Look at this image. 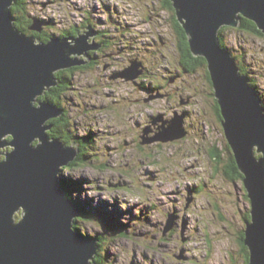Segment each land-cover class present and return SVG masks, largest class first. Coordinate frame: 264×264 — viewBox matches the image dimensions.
<instances>
[{
    "label": "rangeland",
    "instance_id": "obj_1",
    "mask_svg": "<svg viewBox=\"0 0 264 264\" xmlns=\"http://www.w3.org/2000/svg\"><path fill=\"white\" fill-rule=\"evenodd\" d=\"M110 2L111 9H119L116 15L125 25L135 26L131 34L139 36L141 32V36L147 34L142 38L159 41L161 35L169 40L162 48L165 56L146 48L148 57H142L130 53L131 45L124 37L114 58L99 56V67L77 72L65 92L63 103L70 116H66L64 123L70 125L71 134L64 137L83 145L79 146L84 148L83 155L88 154L91 160L75 170H63L66 177L80 181L74 199L90 205L96 212L90 215L89 222L79 224L81 231L94 235L103 229L109 234V240L100 245L99 258L104 257L100 264H245L238 233L245 224L241 211L249 212L252 202L243 191L245 181L241 178L233 182L225 171L232 164L231 158L225 149L227 140L222 123L211 110L212 99L204 73L194 76L188 72L181 78L174 63L178 60L171 55L176 48L174 27L164 20L171 14L159 4L151 10L155 20L148 21L145 17L152 0H29L27 8L35 18L52 21L51 28L46 30L57 35L83 18L109 21L104 3ZM155 21L159 22L157 33ZM102 25L110 29L108 24ZM224 36L264 99V37L235 28H228ZM91 38H87L88 43L94 42ZM137 56L151 76L161 74L163 65H172L176 81L168 83L169 89H178L182 101L187 95H194L193 109L191 104L183 106L184 111L193 112L186 118L190 126L188 136L141 143L142 139H154L163 128L161 124L166 126L174 117L184 114L170 105L166 115L161 114L165 119L172 117L170 122L159 120V125L157 121L150 125L145 121L151 113H162L163 108L156 98L150 99L152 103L143 102L142 82L149 85L150 81L139 80L134 84L118 76L132 65L134 73L142 69ZM203 104L208 113L198 115ZM88 135L89 143L83 142ZM214 146L222 156L215 162L217 168L209 161ZM21 215L17 213V219ZM171 218H175V225L165 232ZM107 227L124 228L125 232L115 234L110 230L113 228Z\"/></svg>",
    "mask_w": 264,
    "mask_h": 264
},
{
    "label": "water",
    "instance_id": "obj_2",
    "mask_svg": "<svg viewBox=\"0 0 264 264\" xmlns=\"http://www.w3.org/2000/svg\"><path fill=\"white\" fill-rule=\"evenodd\" d=\"M14 3L0 0V157L2 148L12 146L0 159V264H95L98 236L108 234L102 229L90 235L76 228L85 222L83 209L63 187L62 170L77 159L79 149L49 137L52 124L47 122L65 110L43 96L58 85V71L85 63L81 57L97 43L87 42L89 33L38 40L17 28ZM173 6L193 53L208 61L225 135L252 200L253 221H247L245 238L250 263L264 264L263 99L219 37L222 26L237 27L242 16L264 32V0H173ZM44 24L34 18L31 29L41 31ZM134 66L118 76L138 78L143 71L134 73ZM184 120V115L176 116L154 139L142 142L186 137ZM174 225L171 218L165 232Z\"/></svg>",
    "mask_w": 264,
    "mask_h": 264
},
{
    "label": "flooded vegetation",
    "instance_id": "obj_3",
    "mask_svg": "<svg viewBox=\"0 0 264 264\" xmlns=\"http://www.w3.org/2000/svg\"><path fill=\"white\" fill-rule=\"evenodd\" d=\"M104 4H105V7H104L105 10L104 11L109 14V16H108L109 21L104 22L103 19H101V18L99 20L94 19V18L93 19H88L87 18V20H86V19L83 18L81 20V22H77L75 25L70 26L69 29L62 30L57 35L60 36V34H63L66 37L68 36L70 38H75L78 35L86 36L89 33L90 37L93 36V38H91V40L94 39L93 41L94 42L96 41L97 45H95V46L90 45L93 48H90L87 51V56L86 57L88 58V61H91L90 52H89L91 50H94L93 54H94V57L96 58V60H98L99 56H101V55H103L106 58H109V57L110 58H112V57L114 58V55L117 53V51H119V50H117L118 44H119L120 41H122V39L124 37H127V41H125V42L126 43L129 42V44L131 45L132 52H130V53H132L133 55H134V52H135L137 55H140L142 57L144 55L147 56V53L145 54V50L144 49L149 48L150 50H153L154 53L158 52V53H161L163 56H165V53L162 51V48L166 45V43H167L166 40H169V39L165 40L161 35H158V37L161 38V41H159L158 39L154 40V39H150V38H142V37L147 36V34L141 36V32L139 33V36L135 35V34H131V32L133 31L135 26L129 25V24L125 25L123 19H121L120 17H117V15H116V12L118 13L119 9L118 8L117 9H111L112 8V3L111 2L108 5H107V3H104ZM159 4H160V6L162 7L163 10H166L168 13L171 14V15H167V17L164 20L167 22V24L169 23V27L171 25H173V27H174V32L172 33L173 34V45L176 48H175V51L174 50L172 51L171 55L178 57V60L176 62H174L173 60L172 61L175 63L177 68L180 69L179 70V74L181 75V78H182L184 75H187L189 70L187 68L188 66L186 64V59L182 60L183 51H182L181 46H180V32H179V30H178V28H177V26L175 24V21H177L175 19V15H172V11L165 6V4H164V2L162 0H152V4H149L150 6H148L147 15H146L145 18L148 21L155 20V15H150V14H151V10L153 9V7H155V6L159 5ZM156 16H159V15H156ZM155 22H156L155 23L156 24L155 25V29H156V33H157V26H158L159 22L158 21H155ZM102 23L108 24V27L110 29H106L107 26L104 27L102 25ZM50 26H51V24H49L47 26H44V28H42V32H41V35H40L41 39H39V40L47 42L46 39L48 38V41H49V39L53 36V34H55V33L47 32L46 27L51 28ZM150 31L155 33L152 28H150ZM108 32H110V33H108ZM113 33L117 35V38L109 35V34H113ZM120 33H121V36H120ZM120 51H122V47L121 46H120ZM128 57H130L129 54H128ZM126 58L127 57H124V59H126ZM136 59H137V61L139 60L138 62H140L142 64V70H143L142 74L136 79L127 80V79L124 78L123 80L125 82L126 81H130L129 83H134L135 84V83L139 82V80H146L147 79L148 81H150V84L147 85L145 83V81H143L142 82V86H141L142 88L145 89V90H143V94L145 95L144 97H142L143 102L145 104L152 103V100L156 98V99H158V101H161L160 107H161V105L163 106V108L161 107L162 113H159L157 115L155 113H151L150 116H148L145 119V121H147L150 125H154V123L156 124L159 120H161L163 122H170V120H172V117L169 118V119H165L163 117V115H161V114L166 115V113L170 109L169 106L173 105V107L175 108V111L177 113L180 114L182 112L185 115L184 125L186 126V128H188L187 129L188 132H187V135H186V136H188L190 134V130H189L190 126H189L186 118L189 117L193 112L184 111L183 110V106L191 104L192 109H193L194 105H192L191 102L193 101L194 95H192V94L187 95V97L183 98V101H182V96H181L180 93H178V89H174L173 91L169 89L168 83H172V82L176 81V77H174L172 75V72H175L171 68L172 65H167V66L163 65L162 66L163 72L161 74L152 75L151 76L150 75L151 71L148 69V67L145 66V68H143L144 64H143V62H141L142 58L137 56ZM79 71L80 70H75L73 78L75 77V74L77 72H79ZM198 73H201L202 75H203V73L205 74L204 77H205V80H206V82L208 84V92L211 95L210 98L212 99L211 110H213V113L216 114L218 120L221 123V119L219 117V112H218L217 98L215 96V93H213V89H211L212 88V83H211V80H210L211 78H209L210 74H208L207 67L206 68H204V67L200 68L196 72H191L190 75H194L195 76ZM156 78L158 79V81H154ZM72 81L74 82V80H72ZM197 88H199V86H197ZM176 97H177V99H176ZM43 98H44V96H43ZM44 99H48V98L45 97ZM150 99H152V100H150ZM167 99H171V100L175 99V100L174 101H168ZM138 100H140V99H138ZM163 100H165L166 102H162ZM199 108L201 110H199ZM199 108H198V111H197L198 115H201L203 111L205 112V114L208 113V107L205 104L199 106ZM196 110L197 109L194 107V111H196ZM65 115H69L70 116L69 110L66 112ZM65 115L63 114L60 117L53 118V119L49 120L48 123L52 124V128L49 129L47 131V133H48L50 138H57L56 137L57 129H60L62 131V135H63L64 139L61 138V137H59V138L67 146H73L74 145V146L77 147V144H78L77 141H75V140L68 141L64 137V134H67V133H68V135L71 134L70 125L64 123L65 118H66ZM157 116H159L158 121L157 122L153 121L155 119V117H157ZM159 124H160V122H158V125ZM158 125H157V127H158ZM167 125H169V124H167ZM139 126H142V125H140V123H139ZM156 128L154 129V131L156 130ZM160 131L161 130H159V132ZM89 138H90L89 135L85 137V139H89ZM7 140H11V136H7ZM36 143H38V142L36 141L35 144ZM79 146H81V144H79ZM215 148H216L215 146L212 147V151L211 152L214 153V154L217 153V152L220 153L219 148L218 147L216 149ZM10 149H12V146H6V147L2 148L1 149L2 154H1L0 159H3L5 157L4 152L8 151ZM206 149H208V148H206ZM83 156L87 159V161H89V157H88L89 155L88 154L87 155H85V154L83 155V149L79 148L78 157L79 158H81V157L83 158ZM78 157H77V159H78ZM209 161L214 166H218V165H215L214 159L210 158ZM225 169H226V173L228 175L235 176L234 171L231 170V166H227V167H225ZM63 170H72V169L70 168V166L67 165V166H65L63 168ZM73 170H75V169H73ZM83 220L85 222H87L85 219H83Z\"/></svg>",
    "mask_w": 264,
    "mask_h": 264
},
{
    "label": "trees",
    "instance_id": "obj_4",
    "mask_svg": "<svg viewBox=\"0 0 264 264\" xmlns=\"http://www.w3.org/2000/svg\"><path fill=\"white\" fill-rule=\"evenodd\" d=\"M162 1L164 2L165 6L172 11V15H175V19L177 20V21H175V24H176V26H177V28H178V30L180 32V46H181V49L183 51L182 60L186 59V64L188 66L187 68H188L189 72H196L197 70H199L200 68H203V67L204 68L207 67V69H208L209 67H208L207 59L204 56H202V55H195L193 53V51L191 49L190 42H189V36H188V34L186 32V29L183 27V25L180 23V21L177 18L176 9L173 6V0H162ZM28 2H29V0H15L14 5L12 6V12H13L15 18H16V26H17L18 29H20L22 31H25V33H27L29 35L35 36L36 39L39 40V39H41L40 35H41L42 30L41 31H35V30L31 29V26L34 23V18L36 16H33V15H31L29 13V10L27 8ZM40 19H42V20L47 22V24H44L42 26L43 28H44V26H47L49 24L52 25V21L49 22V20H47L45 18H40ZM228 28H235V29L240 30V31L248 32L251 35L264 37V32L261 30V28L258 26V24L255 21L242 16L239 26L232 27V26L225 25V26H222L221 29H220V32H219L220 42H221L223 47L228 48V49H229V47L226 44V37L224 36V32ZM109 35L117 38V35L114 34V33L113 34H109ZM60 37H66V36L63 35V34H60ZM46 41H48V38L46 39ZM117 50H119V48H117ZM229 50L231 51V49H229ZM89 52H90L91 61H88V58L86 56H82L81 59L85 60V63H83L82 65H77V66H73V67L68 68V69H64V70L58 71L56 73V76L58 77V85L54 86L51 91H49L46 95H44V98L46 97L52 103L56 104L57 106H60L61 108H64V110H65L64 111V115L68 111V109H67L68 107L65 108L64 103H63V98L66 95L65 92H67L69 90V88H70L68 86L72 84V79H73V75L75 73V70L85 71V70H87V69H89L91 67L92 68H97V67H99V65L101 63L98 60H96V58L94 57V54H93L94 50H91ZM235 58L237 59L236 56H235ZM238 64H239V66L241 68V72L246 74V72L248 71L247 68H245L244 65H242L239 62H238ZM208 74H210L209 73V69H208ZM204 76H205V74H204ZM249 77L251 78V84L259 91L258 85L256 84V82L253 79V77H251L250 75H249ZM209 78H211V75H209ZM210 80H211V83H212V88L211 89H213V93H215L214 84L212 82V79H210ZM217 105H218L219 117H220L221 123H222L223 117H222V112H221V106H220V103H219L218 99H217ZM66 109H67V111H66ZM65 116H67V115H65ZM222 127H223V123H222ZM223 129H224V127H223ZM224 133H225V130H224ZM56 134H57L56 135L57 138H59V137L63 138L62 131L60 129H57V133ZM225 138H226V140L228 142V139H227L226 135H225ZM82 141L83 142H88V139L83 138ZM142 141H143V139L141 140L142 144H146V143H143ZM227 142L225 143V149L228 151V154H230V156H228V157L231 158V163H232L230 165L231 166V170L234 171V173H235V176L230 175L228 177L233 182H237V181L239 182L241 178L245 181V174L241 170V168H240V166H239V164H238V162H237V160L235 158V155L233 154V151H232V149H231V147L229 145V142L228 143ZM81 146L83 147V145H81ZM82 149H83V152H84V148H82ZM215 154L210 152V157L213 158L215 162L218 159L219 160L222 159V156L220 155L219 152H217ZM79 157H78V159L76 161H73L72 163H70L68 165V166H70V168L72 170L76 169L77 167H79L82 163L87 162V159L84 156H83V158L82 157L79 158ZM225 171H226V169H225ZM63 181H64L63 187L67 190V192L69 193V196H71L73 198V194L76 191L77 186H79V182L80 181H73L69 177H66L65 175H64V180ZM243 187H244L243 191L245 192V196H246L247 200L252 202L251 197L249 196L248 188L246 187V185H243ZM74 201H75V199H74ZM77 204L79 206H81V208L83 209V214L84 215L82 216V218L84 217L86 220H88L87 218L90 217L91 214H96V212H94L92 210L90 205H85L84 203H83L84 204L83 205L80 202H77ZM241 213H242V216H243L245 224H244V227L241 229V231H239L238 237H239L240 245L242 247V252L244 253L245 264H251L250 263L251 262V249H250L249 245H247L245 243V238L247 236V232H246L247 221H249L248 223L253 221V213H252V209L251 210L249 209V212L247 210L246 211L243 210V211H241ZM76 228L80 229V226L78 225V226H76ZM110 228H112V227H110ZM110 230L113 231L115 234H121V235L125 232L124 228H117V229L113 228V229H110ZM107 236L109 237V234L108 235L105 234V236H102V235L98 236L99 238H101L100 239L101 240L100 243L102 241H104V240L108 241L109 239H107ZM101 259L102 260H100L99 253H98V255L96 256V259H95V263L96 264L97 263L100 264L103 261L104 257L102 256Z\"/></svg>",
    "mask_w": 264,
    "mask_h": 264
},
{
    "label": "clouds",
    "instance_id": "obj_5",
    "mask_svg": "<svg viewBox=\"0 0 264 264\" xmlns=\"http://www.w3.org/2000/svg\"><path fill=\"white\" fill-rule=\"evenodd\" d=\"M232 27H234V26H232ZM221 29V28H220ZM22 31V30H21ZM24 32V31H23ZM220 32V31H219ZM25 33V32H24ZM27 34V33H26ZM228 49V48H227ZM232 52V51H231ZM233 54V53H232ZM237 60V59H236ZM209 69V68H208ZM241 69V68H240ZM142 70V69H141ZM143 71V70H142ZM209 73H210V70H209ZM211 75V74H210ZM259 92V91H258ZM260 93V92H259ZM261 94V93H260ZM262 96V95H261ZM262 99H263V97H262ZM263 105H264V99H263ZM77 148L79 149L80 147H79V144H77ZM89 160H90V158H89ZM91 161V160H90ZM64 174V173H63ZM74 198V197H73ZM74 200V199H73ZM75 202L77 203V202H79V201H76L75 200ZM81 207V206H80ZM83 219H85L84 217L81 219V221L83 220ZM86 220V219H85ZM87 222H89L88 220H86ZM107 228H110V227H107ZM113 228V227H112ZM81 230V229H80ZM84 233V232H83ZM86 234V233H85ZM90 235H92V234H90ZM95 235H96V233H95Z\"/></svg>",
    "mask_w": 264,
    "mask_h": 264
},
{
    "label": "bare ground",
    "instance_id": "obj_6",
    "mask_svg": "<svg viewBox=\"0 0 264 264\" xmlns=\"http://www.w3.org/2000/svg\"><path fill=\"white\" fill-rule=\"evenodd\" d=\"M177 116H178V115H177ZM174 118H175V117H174ZM174 118H173V119H174ZM160 127H164V124L160 125ZM168 231H169V230H168Z\"/></svg>",
    "mask_w": 264,
    "mask_h": 264
}]
</instances>
